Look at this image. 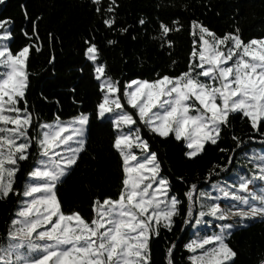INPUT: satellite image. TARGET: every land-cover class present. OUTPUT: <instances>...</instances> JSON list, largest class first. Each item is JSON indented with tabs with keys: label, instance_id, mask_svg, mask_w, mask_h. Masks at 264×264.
<instances>
[{
	"label": "snow or ice",
	"instance_id": "1",
	"mask_svg": "<svg viewBox=\"0 0 264 264\" xmlns=\"http://www.w3.org/2000/svg\"><path fill=\"white\" fill-rule=\"evenodd\" d=\"M92 3L100 13L102 0ZM116 7L117 0H109L103 8L112 14L102 21L109 29L116 23ZM24 14L27 18L26 9ZM139 23L144 25L145 20ZM13 24L10 18L0 19V200L16 196L18 207L0 234V264H152V243L166 240L177 218L181 231L196 229L194 238L184 244L189 264H236L237 253L228 243L234 230L247 220L264 221V147L251 153V175L236 171L231 184L211 182L213 175L233 171L214 164L206 177L210 190L176 177L184 186L178 194L149 137L172 136L193 159L206 151V145L219 146L225 133L242 149L245 141L235 134L234 124L240 120L264 145V38L245 41L238 27L218 35L192 20V49L185 70L157 71L154 78L130 80L107 75L97 44L85 39V56L99 82L95 111H80L66 120L55 114L45 121L30 108L26 96L34 74L29 68L33 46L12 50ZM182 27L178 20L171 25L159 21V36L153 39L172 48L169 33ZM118 31L123 34L128 28ZM23 34L31 39L26 30ZM176 63L170 65L172 72ZM93 115L113 129L112 148L122 175L115 196H95L92 215L86 217L79 209L64 210L58 185L86 151ZM30 157L20 191L14 187L15 179ZM232 160L229 156L227 164ZM177 247L175 241L168 242L166 264H175Z\"/></svg>",
	"mask_w": 264,
	"mask_h": 264
},
{
	"label": "trees",
	"instance_id": "2",
	"mask_svg": "<svg viewBox=\"0 0 264 264\" xmlns=\"http://www.w3.org/2000/svg\"><path fill=\"white\" fill-rule=\"evenodd\" d=\"M109 0H102V11L96 12L92 0H4L0 4V19L10 18L12 27V50L31 44L30 87L26 93L30 108L45 121L55 114L68 119L80 111L94 112L99 96L98 81L94 79L92 62L85 56V39L97 44L99 62H106V74L122 80L150 79L155 72L179 73L186 69L192 49L193 37L189 33L190 21L198 20L209 29L223 35L237 27L245 41L251 38H264V0H117L112 29L103 24V19L112 14L103 12ZM23 6V7H22ZM25 9L27 18L25 17ZM39 17V19H37ZM145 20L141 25L139 21ZM178 20L183 25L179 32H170L169 39L174 44L161 47L159 21L171 25ZM36 31H33V22ZM127 27L121 34L118 29ZM27 31L31 39L23 34ZM51 33V36H49ZM108 40L116 43L109 45ZM41 51L36 52L35 46ZM170 53V55H169ZM55 57L52 64L49 59ZM177 61L174 72L172 61ZM83 69L81 72L80 69ZM74 89V91H73ZM235 134L245 141L241 148L225 133L219 146L206 145L200 156L189 159L184 153L182 142L169 138L149 137L151 149L156 151L163 173L168 175L173 189L180 194L184 190V180L197 182L200 187H208L209 170L214 164L227 165L233 171L213 175L211 182L229 177L238 167L240 157L251 149H261L259 136L247 122L236 120ZM255 140H249V136ZM113 129L109 122L98 121L93 115L86 151L73 170L58 185V196L65 211L79 209L84 216H91V202L95 196H115L121 180L120 159L112 148ZM220 148L235 149L221 152ZM233 157L227 164V158ZM32 163L22 162L14 187L23 190L26 173ZM18 207V198L10 196L0 200V234H3L9 217ZM192 228L181 231L179 218L172 233L166 240L155 241L151 245L152 264H166L165 247L175 241V264H189L184 244L191 238ZM230 247L237 253L236 264H261L264 261V221H257L234 231L229 238Z\"/></svg>",
	"mask_w": 264,
	"mask_h": 264
},
{
	"label": "rangeland",
	"instance_id": "3",
	"mask_svg": "<svg viewBox=\"0 0 264 264\" xmlns=\"http://www.w3.org/2000/svg\"><path fill=\"white\" fill-rule=\"evenodd\" d=\"M253 150H257V151H259L260 149H251V150L245 152L244 154H242V156L240 157L239 163H238V167H237L236 170H235V171L229 176V177H231V179H229V177H227V178H225V179H223V180H228V183L231 184L232 181L235 179V172H236V171H241L242 174H243V173H247V174L251 175V171H250V170L254 171V169H253V165L250 163L251 153H252ZM63 179H64V178H63ZM223 180H221V181H223ZM204 189H205V190H210L209 187H206V188H204ZM237 219H238V218H237ZM257 221H261V220H260V219H256V220H247V221H244V222H243V226H240V227H238L237 229H240V228H243V227H247V226H249V225H251V224H253V223L257 222ZM237 229H236V230H237ZM208 231H209V232H211V231H218V229H211V228H209ZM234 231H235V230H234ZM195 233H196V229H195V228H192V230H191V235H190L191 238H194Z\"/></svg>",
	"mask_w": 264,
	"mask_h": 264
}]
</instances>
